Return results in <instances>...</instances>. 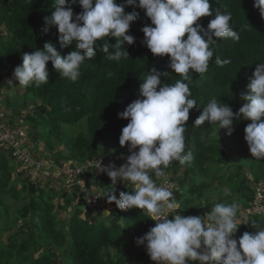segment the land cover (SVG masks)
<instances>
[{"label": "trees", "instance_id": "16d2710c", "mask_svg": "<svg viewBox=\"0 0 264 264\" xmlns=\"http://www.w3.org/2000/svg\"><path fill=\"white\" fill-rule=\"evenodd\" d=\"M124 2L117 0L118 4ZM254 2L210 0L214 13L217 8L231 13L232 30L238 32L240 39L216 38L207 72L201 75L190 71L191 98L201 108L190 110L185 125L186 150L192 152L193 160L190 165L173 162L164 170V177L178 182V190L173 194L180 205L177 211L185 216H204L216 203L225 202L238 203V216H241L255 201V187L264 184V160L251 156L244 139V129L251 121L234 120L231 135L226 129L207 122L203 126L194 125L202 108L212 99L225 103L237 113L235 99L248 93L255 64L264 63V18ZM54 7V0H0L1 75L13 76L14 69L22 65L23 55L42 50L45 42L53 43L62 56L76 50L75 42L61 48L58 30L45 24ZM72 8L74 16L83 11L78 3ZM132 11H136L138 17L128 33L135 42L125 44L128 57L109 60L108 54L97 49L96 56L81 66L76 81L60 76L49 62L48 84L38 88L28 86L15 102L3 100L6 107L19 111L35 105L33 114L27 115L33 129L31 137L34 143L38 144V138L46 142L45 151L50 153V158L56 160L69 150L70 157L66 159L69 162L82 163L95 158L123 162L131 153L128 146H120L119 137L129 121L120 119L119 114L140 98L138 89L143 76L156 69L162 74L168 73L161 77L163 84H174L180 79L168 67L169 57H155L143 44L141 29L152 26L144 10L125 8L126 14ZM212 18L203 17L198 23L207 30ZM108 43L114 46L115 40L108 38ZM114 52V48L109 49V53ZM217 57L230 59L231 63L220 66L216 63ZM2 93L4 91L0 90V95ZM209 133L218 137L208 142L205 137ZM57 143L65 151H60L56 158L52 154ZM11 163L10 154L0 150V264H154L146 246H137L135 242L155 226L154 221L143 210L118 209L115 203H108L105 196L114 190L119 199L121 192L131 191L130 186L118 182L113 186L107 175L95 178L88 173L85 177L91 180L88 187L94 183L104 199L91 205L89 198L82 195L83 203L74 205L68 190L63 191L59 199L58 191L52 186L53 179H48L43 186L27 171L18 172ZM152 177L155 181L164 178L155 177L154 173ZM80 182L72 185L79 186ZM225 187L231 188L230 196L224 194ZM70 208L74 210L70 217L60 220V213ZM247 221L234 239L238 240L244 232L257 230L254 223L264 228V215L251 216Z\"/></svg>", "mask_w": 264, "mask_h": 264}, {"label": "clouds", "instance_id": "9594fccd", "mask_svg": "<svg viewBox=\"0 0 264 264\" xmlns=\"http://www.w3.org/2000/svg\"><path fill=\"white\" fill-rule=\"evenodd\" d=\"M54 2L45 24L58 30L61 48L75 42L76 50L62 56L53 43L45 42L42 50L25 53L22 65L13 72L19 86L38 88L48 84L49 62L60 76L76 81L81 66L96 56L97 49L108 54L109 60L128 57L125 44L135 42L128 33L138 17L136 11L126 14L128 6L144 10L152 26L141 29L143 44L155 57H169L168 67L180 77L174 84H163L161 77L167 76V72L162 74L153 69L143 76L138 89L140 98L119 114L120 119L129 121L122 128L119 144L128 146L131 155L119 168L114 164L103 166L100 161L97 164L99 172L105 173L113 186L119 180L132 188L130 192H121L119 199L114 190L106 193L108 203H115L121 210H143L156 222L135 241L137 246H146L154 264H264V228L254 223L257 230L244 232L238 240L234 239L241 226L238 203H216L204 216H185L177 211L180 205L170 187L157 185L152 177L153 173L155 177H164V170L173 162L190 165L193 160L192 152L186 150L185 125L190 110L201 108L191 98L190 71L201 75L207 72L216 38L239 41L238 32L230 24L231 13L218 8L214 13L210 0H125L121 4L117 0ZM77 3L83 11L74 16L72 5ZM254 7L264 18V0H255ZM203 17H213L207 30L198 23ZM108 38L115 40L114 46L108 43ZM110 48L115 49L114 54L109 53ZM216 63L224 66L231 60L217 57ZM255 65L248 93L241 94L244 103L237 113L225 103L212 99L202 108L194 125L203 126L207 122L226 129L231 135L234 120L251 121L244 129V139L251 156L264 160V63ZM7 83L12 86V80ZM223 192L226 196L232 194L229 187Z\"/></svg>", "mask_w": 264, "mask_h": 264}, {"label": "built area", "instance_id": "2783aa9c", "mask_svg": "<svg viewBox=\"0 0 264 264\" xmlns=\"http://www.w3.org/2000/svg\"><path fill=\"white\" fill-rule=\"evenodd\" d=\"M35 147L36 144H33L28 129L23 123H4L0 119V150L10 154L18 172L27 171L35 180L42 176L45 179L53 180L58 176H65L68 183L72 184L85 178L88 173H92L95 178H102L106 174L99 172L97 169L98 161L103 166L114 164L117 168L127 161L125 159L123 162H115L106 161L104 158H95L82 163L56 162L49 155L43 154L44 150L39 151L40 149ZM117 182L124 184L119 180ZM156 183L157 185L169 186L173 193L178 190L177 183L169 177L158 178ZM255 192L256 198L251 208L238 216L241 225L247 223L251 216L264 215V184L260 183L256 186ZM102 199L104 197L101 193H95L89 196L88 201L91 205H97L100 201H103Z\"/></svg>", "mask_w": 264, "mask_h": 264}, {"label": "rangeland", "instance_id": "374dc122", "mask_svg": "<svg viewBox=\"0 0 264 264\" xmlns=\"http://www.w3.org/2000/svg\"><path fill=\"white\" fill-rule=\"evenodd\" d=\"M17 83H18V81H17ZM15 89V90H14ZM13 89V91H14V97H12V98H9L11 101H14L15 102V100H20V96H22L23 94H24V92H25V87H23V86H18V91L16 92V88H14ZM20 89V90H19ZM19 93L18 95H15L16 93ZM2 97H0V101L2 100L1 99ZM3 100H5V98L3 99ZM37 103H39V101H36V104ZM243 103H244V101L240 98V99H235V104H236V106L238 107V109L240 108V107H242V105H243ZM39 105V104H38ZM35 105H33V107H34ZM33 107L32 108H30V109H28L29 108V106L27 107V110H25V111H21V113H22V116L20 117V121H18V123L19 124H21V123H24L26 126H27V128L29 129L28 131H29V133H30V135H31V133H33L32 132V127H31V123L28 121V117H27V115H32L33 114ZM2 112H4L5 114H0V119H1V121L2 122H4V123H7V121H10V122H12V120L10 119V118H15V119H18L17 118V115L16 114H13L11 117H8L9 115H10V113H9V110L8 109H5V111H2ZM9 113V114H8ZM26 113V114H25ZM14 115H15V117H14ZM2 116H7V119H6V121L5 120H3V118H2ZM37 135V134H36ZM35 137H37L38 138V136H35ZM218 136H217V134H215V133H209L206 137H205V139H206V141H208V142H213L216 138H217ZM38 140V149H40V144H41V147L44 149V151H43V154H45V155H49L50 156V153H48L47 151H45L46 150V147H48L47 146V144H46V142L43 140V141H40V138H38L37 139ZM56 150H54V154H52L54 157H56V155H58V153L60 152V151H62V153H63V151H65L64 149H63V147H61L60 145H59V143H57L56 144ZM69 150H66L65 151V155L63 154V157H62V155L60 156V157H58V159H56V162H59V161H63V162H69V160H66V159H69ZM57 158V157H56ZM17 170V169H16ZM248 173H250V172H248ZM248 176H252L251 174H247ZM169 178H171V177H169ZM49 178H46V180H45V177L44 176H42V177H40L39 179H36L41 185H43V186H45L46 185V181L48 180ZM172 179V178H171ZM90 182V181H89ZM175 182L176 183H178L176 180H175ZM86 185V186H85ZM85 185L83 186V187H81V186H73L71 183H68L67 181H66V177L65 176H58L55 180H54V182H53V184H52V186L58 191V193H59V199L61 200L62 199V192L64 191H70V196L74 199V205H77L78 203H83V202H81V196L82 195H85V198H88V195H92V194H95V193H97L98 192V189L95 187V185H94V183H92V186H90V187H88L89 185H87L86 183H85ZM76 187H78L79 188V190H76L77 188ZM83 190H86V192L85 193H83ZM85 203H86V201H85ZM110 206V205H109ZM109 206H108V208H109ZM74 208V207H73ZM73 208H70L68 211H66V212H62V213H60V215H59V218H60V220H66V219H68L69 217H70V215L73 213ZM107 208V207H106ZM107 208V209H108ZM119 209V208H118ZM109 211H110V208L108 209ZM198 264H199V262H198Z\"/></svg>", "mask_w": 264, "mask_h": 264}, {"label": "crops", "instance_id": "0c3cea01", "mask_svg": "<svg viewBox=\"0 0 264 264\" xmlns=\"http://www.w3.org/2000/svg\"><path fill=\"white\" fill-rule=\"evenodd\" d=\"M0 76H1V78H0V90H1V92L2 91H4V93H2V95H0V97H2L1 99V101H0V114H5L4 112H2V111H5V109H8L9 110V113H10V115L8 116V117H11L13 114H16L17 115V118L18 119H15V118H10L11 120H12V122H10V121H7V123H17L18 121H20L21 119H20V117L22 116V113H21V111H19L17 108H13V107H6L5 106V104H4V102L7 100V99H9V98H12V97H14V91H13V89L14 88H16V92L18 91L17 89H18V86H19V84L17 83V81L13 78V76H5V75H1V72H0ZM9 80H12V86H10V85H8V81ZM15 90V89H14ZM15 92V93H16ZM19 93H16L15 95H18ZM5 98V101H3V99ZM8 113V114H9ZM21 116H20V115ZM14 117H15V115H14ZM2 118H3V120H5L6 121V119H7V116H2ZM21 122V121H20ZM24 124V123H23ZM24 126H26L25 124H24ZM27 127V126H26ZM28 129V128H27ZM29 130V129H28ZM29 132V131H28ZM30 134V133H29ZM31 136V135H30ZM31 139H32V142H33V144H34V140H33V138L31 137ZM36 144V147L38 148V144L37 143H35ZM35 147V148H36ZM38 150V149H37ZM41 150H44L42 147H41V144H40V150L39 151H41ZM12 166H15L16 167V164H15V162H13V160H12ZM91 181V180H90ZM85 183L87 184V185H89V179H83V180H81V182H80V184H79V186H81V187H83L84 185H85ZM86 186V185H85ZM84 191H86V190H84ZM89 196L90 195H88V198H89ZM88 198H86V199H88Z\"/></svg>", "mask_w": 264, "mask_h": 264}]
</instances>
